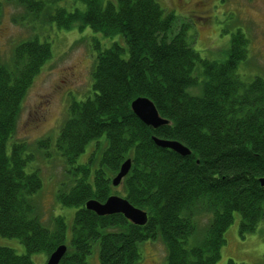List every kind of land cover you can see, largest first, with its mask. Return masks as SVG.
Returning <instances> with one entry per match:
<instances>
[{
	"label": "trees",
	"instance_id": "obj_1",
	"mask_svg": "<svg viewBox=\"0 0 264 264\" xmlns=\"http://www.w3.org/2000/svg\"><path fill=\"white\" fill-rule=\"evenodd\" d=\"M2 1L12 2L0 0V18ZM75 1L83 11L46 13L48 1L17 0L35 17L46 13L45 23L63 29L80 23L117 37L103 49L93 39L90 96L69 102L54 144L45 138L35 145L45 159L52 151L63 160L56 201L76 208L73 224L67 236L63 217L41 221L33 197L42 183L28 171L35 156L13 141L23 99L51 57L49 44L34 35L13 49L10 62L0 61V237L17 239L26 250L17 255L0 247V264H33L29 255L48 259L60 246L65 253L58 264H93L88 258L95 248L94 264H138L145 241L162 244L164 264H217L234 213L242 236L264 221V79L244 82L236 74L247 58L248 36L236 30L226 59L208 61L192 47L190 25L178 24L173 10L156 0ZM136 98L148 99L166 124L141 123L130 109ZM153 138L176 141L190 155L159 148ZM90 146L86 162L77 164ZM127 160V175L113 187ZM117 188L146 213L144 225L85 209L89 200L118 196Z\"/></svg>",
	"mask_w": 264,
	"mask_h": 264
},
{
	"label": "rangeland",
	"instance_id": "obj_2",
	"mask_svg": "<svg viewBox=\"0 0 264 264\" xmlns=\"http://www.w3.org/2000/svg\"><path fill=\"white\" fill-rule=\"evenodd\" d=\"M2 1L0 18V61L8 63L13 49L34 35L46 41L51 50L50 59L41 67L28 89L17 119L13 135L14 142L25 143L35 156L28 166L29 172L36 171L41 180V189L33 197L41 221L49 225L52 217H63L67 225V236L73 224L75 207H63L56 201V191L64 173L63 160L51 151L50 159L36 150V143L45 138L55 142L60 127L67 118V106L71 100L80 101L91 94V73L96 51L91 49L93 39L103 48L109 47L116 36L105 37L80 23L68 29L55 23H45L44 14L53 10L66 9L68 12L84 10L82 3L75 0H43L46 13L39 17L26 11L17 0ZM42 1V0H38ZM166 11L178 16V24L189 26L193 36V48L200 58L220 62L226 59L230 46V36L243 31L249 38L248 54L236 70L244 82L254 77L264 79V0H156ZM51 10V11H50ZM53 15V14H51ZM192 89L198 94L203 79ZM53 148V147H52ZM54 150V148H53ZM92 146L77 159L83 164L88 159ZM118 196L122 195L117 188ZM120 194V195H119ZM240 217L233 214V221L225 232V244L217 264H264V221L254 232L239 233ZM0 247H6L17 255H25L26 250L17 239L0 237ZM140 261L138 264H164L165 250L162 244L145 241L139 243ZM97 248L88 262L97 260ZM33 264H45L44 253L29 255Z\"/></svg>",
	"mask_w": 264,
	"mask_h": 264
},
{
	"label": "water",
	"instance_id": "obj_3",
	"mask_svg": "<svg viewBox=\"0 0 264 264\" xmlns=\"http://www.w3.org/2000/svg\"><path fill=\"white\" fill-rule=\"evenodd\" d=\"M130 109L141 123L152 129H157L166 124V121L159 117L154 105L146 98H136L133 100L130 104ZM153 142L157 147L170 149L181 157L190 155V151L176 141H165L153 138ZM129 169L130 160H127L121 165L117 175L112 179L111 184L113 187H117L121 183ZM260 183L264 185V179H261ZM84 207L97 216L121 214L127 221L137 226H142L147 221L145 212L134 208L127 200L116 195L108 197L104 203L89 200L85 203ZM64 253L65 247H58L48 256L46 264H58Z\"/></svg>",
	"mask_w": 264,
	"mask_h": 264
},
{
	"label": "flooded vegetation",
	"instance_id": "obj_4",
	"mask_svg": "<svg viewBox=\"0 0 264 264\" xmlns=\"http://www.w3.org/2000/svg\"><path fill=\"white\" fill-rule=\"evenodd\" d=\"M253 1V0H252Z\"/></svg>",
	"mask_w": 264,
	"mask_h": 264
}]
</instances>
